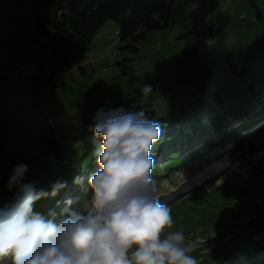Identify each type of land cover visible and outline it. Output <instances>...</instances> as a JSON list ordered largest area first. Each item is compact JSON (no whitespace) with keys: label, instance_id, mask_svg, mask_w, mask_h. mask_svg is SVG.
<instances>
[{"label":"rangeland","instance_id":"374dc122","mask_svg":"<svg viewBox=\"0 0 264 264\" xmlns=\"http://www.w3.org/2000/svg\"><path fill=\"white\" fill-rule=\"evenodd\" d=\"M194 10L195 5L188 0H173L169 25L136 44L134 52L123 48L116 22L107 20L93 37L85 61L68 73L62 88L47 94L46 102H37L34 90L28 88L2 103L0 206L11 204V197L18 192L16 185L9 186L17 165H27L22 182L32 183L36 190L43 191L47 188L46 184H41L46 179L43 167L46 165L57 174L64 170L62 164L43 151V134L48 126L56 130L71 129L69 135L82 133L91 130L101 108L123 107L132 112L138 105L148 103L153 105L156 116L179 118L189 111L198 112V100L195 101L185 85L176 86L175 77L177 60L188 53L194 43L191 36H186L191 28L189 15ZM206 26L212 29L213 36L199 48L198 55L220 75L219 97L215 99L224 102V112L218 115L223 128L231 123L236 130H231L233 135L229 136L227 146L209 139L219 143V151L215 147L214 151L204 152L202 158L182 164L165 176L155 170L152 177L160 202L178 203L171 207L174 227L189 233L185 236L196 245L192 255L199 264H248L246 255L237 254L232 262L230 253L236 252L237 240L250 224L257 222L260 215L264 216V0H218L217 9L206 17ZM136 84H150L152 94L142 96ZM247 109H250L248 113ZM252 111L255 117L247 123L245 117ZM199 119L202 127H211L208 116L202 113ZM168 121L164 122L168 125ZM232 144L236 145L235 152L229 153L232 156L220 174L209 181L200 178L211 168L210 164H214L211 174L221 167L216 166L215 160L222 157L221 153L228 154L226 151L233 149ZM159 150L161 148L155 145L153 155ZM177 150L184 152L181 147ZM169 157L158 158L157 164L163 165ZM33 158L39 163H30ZM64 158L63 165H69L66 154ZM205 164L207 168L202 167ZM83 171L75 180L82 177L84 182ZM255 177L259 178V184H255ZM195 179L202 183L199 187L203 192L193 193L196 184L184 187ZM73 181L71 187L66 185L52 198L59 201L58 206L66 196L71 198L66 194L75 186ZM188 191L191 192L186 193ZM79 194V200L73 201L71 209L85 214L84 202L90 199V189ZM247 208L254 211L251 216L244 212ZM241 211L244 212L241 220L230 222ZM258 262L260 260L251 264Z\"/></svg>","mask_w":264,"mask_h":264},{"label":"trees","instance_id":"16d2710c","mask_svg":"<svg viewBox=\"0 0 264 264\" xmlns=\"http://www.w3.org/2000/svg\"><path fill=\"white\" fill-rule=\"evenodd\" d=\"M172 1L0 0V108L5 100L28 88L34 90L37 102H46L47 94L62 88L68 73L85 61L93 37L107 20L116 22L117 35L124 45L123 48L136 51V44L169 25L172 18ZM188 1L195 5V10L189 15L191 28L186 36H191L194 43L190 51L177 60L178 72L175 77L176 86L185 85L195 101L198 100V112L189 111L179 118L156 116L150 103L140 104L132 111H144L149 119L159 123L163 135L156 145L163 147L159 152L163 159L168 157V154L178 156L181 152L176 151L178 147L182 150L193 147V141L197 142V138L209 141V148L213 149L217 144L209 139L214 132L219 134V130L224 129L223 121L218 117L224 112V102L219 98L215 99L219 97L220 75L213 72L207 62L198 55L199 48L213 36L212 29L206 26V17L217 9L218 0ZM212 108H215V111H212ZM249 110L245 112L248 113ZM202 113L208 116L210 128L202 127L203 122L199 119ZM252 113L254 116L255 112ZM166 119H169L168 125L164 122ZM178 125L181 126L178 128ZM71 131L68 128L56 130L52 126L44 130V153L62 164L64 169L57 174L48 166L43 167L46 179L41 184L47 186L44 192L51 193V187L57 180L70 186L74 177L83 170L88 178L98 170L97 157L93 153L99 148L101 140H94L91 130L69 135ZM231 133L233 135V131ZM222 138L227 142L229 135L223 134ZM72 153L75 155L72 156ZM65 154L70 160L69 165H63ZM199 157L191 151L182 159H170L161 167L155 163L154 168H161L165 173H170L177 170L187 158L193 160ZM30 163L36 165L39 161L33 158ZM254 182L259 184V178L255 177ZM64 189L65 187L60 189L55 196L47 195L36 200L32 205L33 214L41 215L46 208L53 213V199ZM193 191L203 192L200 187ZM68 193L74 196L73 200L78 198L72 189L68 190ZM15 196L16 194L11 197L12 202ZM175 205L178 203L169 206ZM244 212L250 216L254 213L249 208ZM244 212L235 215L230 222L240 221ZM236 248L235 253V250L230 253L232 262L235 255L244 254L249 258L248 264L258 260L259 264H264V216L260 215L257 222L250 224L244 235H240Z\"/></svg>","mask_w":264,"mask_h":264},{"label":"clouds","instance_id":"9594fccd","mask_svg":"<svg viewBox=\"0 0 264 264\" xmlns=\"http://www.w3.org/2000/svg\"><path fill=\"white\" fill-rule=\"evenodd\" d=\"M135 87L142 96L152 94L150 84ZM91 131L101 143L93 153L98 170L88 180L85 214L72 211L70 198L58 224L33 214L36 200L55 196L66 182H54L51 193L37 191L22 182L27 165H17L9 186L18 192L11 204L0 206V258L11 254L13 264H199L192 255L196 245L174 227L171 207L156 195L159 123L144 111L101 108Z\"/></svg>","mask_w":264,"mask_h":264}]
</instances>
